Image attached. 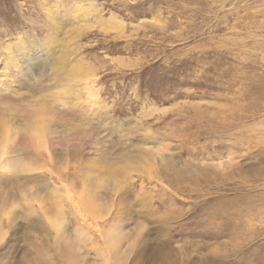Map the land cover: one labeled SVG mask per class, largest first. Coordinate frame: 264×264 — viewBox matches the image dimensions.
<instances>
[{"label": "rangeland", "instance_id": "374dc122", "mask_svg": "<svg viewBox=\"0 0 264 264\" xmlns=\"http://www.w3.org/2000/svg\"><path fill=\"white\" fill-rule=\"evenodd\" d=\"M0 131V264H264V0H0Z\"/></svg>", "mask_w": 264, "mask_h": 264}, {"label": "clouds", "instance_id": "9594fccd", "mask_svg": "<svg viewBox=\"0 0 264 264\" xmlns=\"http://www.w3.org/2000/svg\"><path fill=\"white\" fill-rule=\"evenodd\" d=\"M20 94L22 95H18L16 102L12 103V112L20 118V124L29 130L38 129L44 124L49 130V118L43 106V97L30 93Z\"/></svg>", "mask_w": 264, "mask_h": 264}, {"label": "bare ground", "instance_id": "6f19581e", "mask_svg": "<svg viewBox=\"0 0 264 264\" xmlns=\"http://www.w3.org/2000/svg\"><path fill=\"white\" fill-rule=\"evenodd\" d=\"M44 60L46 61V59L44 58ZM40 56H39V52L38 53H35V54H30V57H28V55L26 57H20V62L21 63V66L19 67V70H18V74H20V77L22 78V81L27 85V86H30L31 85L33 86V88L35 86H37L38 82H42V81H38V76L41 77V75L39 73L36 72L35 70V65L34 64H40ZM49 66V65H48ZM16 67V66H15ZM49 69V68H48ZM44 71V70H43ZM76 72H79V70H75ZM43 76V75H42ZM50 77H52V79H62L64 77V74L61 73L60 71H57V70H51V74H50ZM73 78H77V77H73ZM42 80V79H41ZM24 85V84H23ZM39 85V84H38ZM42 85V83H41ZM25 86V85H24ZM23 86V87H24ZM46 86V85H45ZM40 87V86H39ZM37 89V88H36ZM32 91V90H31ZM8 123V122H7ZM6 123V124H7ZM25 129V128H24ZM29 129L26 128L24 131L27 135H29ZM1 132V131H0ZM51 132V131H50ZM31 133V132H30ZM21 134V132H20ZM24 135V134H23ZM20 139L23 141H26L27 137L25 138L24 136H20ZM17 141V139H16Z\"/></svg>", "mask_w": 264, "mask_h": 264}]
</instances>
